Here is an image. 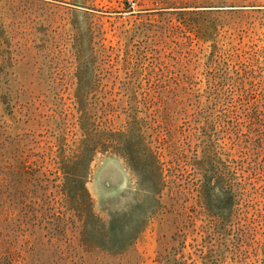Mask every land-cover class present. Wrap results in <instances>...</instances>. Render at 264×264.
<instances>
[{
    "label": "rangeland",
    "instance_id": "obj_1",
    "mask_svg": "<svg viewBox=\"0 0 264 264\" xmlns=\"http://www.w3.org/2000/svg\"><path fill=\"white\" fill-rule=\"evenodd\" d=\"M0 264H264V0H0Z\"/></svg>",
    "mask_w": 264,
    "mask_h": 264
}]
</instances>
